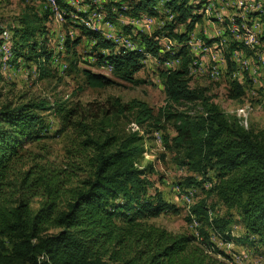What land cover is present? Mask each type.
Here are the masks:
<instances>
[{
    "label": "trees",
    "instance_id": "16d2710c",
    "mask_svg": "<svg viewBox=\"0 0 264 264\" xmlns=\"http://www.w3.org/2000/svg\"><path fill=\"white\" fill-rule=\"evenodd\" d=\"M54 1L68 13L84 14L64 0ZM125 1L123 14L144 12L170 20L153 33L135 34L133 39L141 49L130 50L83 23H74L67 13L77 33L70 36L65 31L64 51L76 56V46L87 38L93 42L90 54L99 63L106 62L115 76L130 82H137L134 74L145 52L161 60L177 58L178 68L161 71L168 103L154 113L140 100L122 102L109 97L98 125V114L86 121L78 107L58 105L55 112L76 136L69 159L60 166L24 149L44 136L41 112L49 108L47 101L1 105L0 264H232L211 240L212 234L223 242L256 243L264 252V131L246 129L236 118L230 119L206 95V88L189 84L193 55L186 42L201 19L199 10L206 0H166L165 15L156 9L159 0ZM47 14L25 11L18 18L19 26L12 29L13 60H34L39 78L52 76L54 70L49 66L52 53L46 49V39H38L46 32ZM177 25L184 30L176 31ZM161 36L173 39L177 48L161 54ZM82 74L91 87L114 83L88 69ZM238 95L229 92L228 96ZM129 113L140 127L146 121L159 130L171 127L174 134L163 135L165 148L175 163L199 176H186L179 187L200 186L214 176L207 191L226 207L224 214L210 215L207 200L200 198L185 216L188 223L198 222L194 231L174 233L147 222V217L159 215L168 203L159 192L154 198L147 193L150 169L139 163L144 151L140 127L122 132L113 129L112 118ZM71 171L82 172L84 177L72 179ZM232 210L241 217L242 235L233 231Z\"/></svg>",
    "mask_w": 264,
    "mask_h": 264
},
{
    "label": "rangeland",
    "instance_id": "374dc122",
    "mask_svg": "<svg viewBox=\"0 0 264 264\" xmlns=\"http://www.w3.org/2000/svg\"><path fill=\"white\" fill-rule=\"evenodd\" d=\"M64 1L84 14L78 16L72 11L68 13L67 9L57 6L54 0L53 4L50 0H0V36L4 38V43L0 45V106L9 104L14 107L29 99L47 101L49 108L41 112L45 125L42 132L44 136L27 143L24 149L43 155L55 166H60L69 159L75 136L71 127L64 126L55 112L58 105L78 107L86 115V121L91 120V115L98 114L96 125L109 97L120 98L122 102L140 100L156 113L168 103L161 71L179 67L177 58H166L168 64L165 65V60L145 52L141 60L142 66L134 74L137 82H130L115 76L106 62L99 63L90 54L93 42L87 38H82L76 46V56L65 53V31L68 30L70 36H76L77 33L66 19L67 13L74 23H83L86 27L99 31L119 47L130 50H140L141 47L138 44L121 45L120 40L111 36L107 28L102 27V23L96 24V20H90V16L97 13L96 17L105 21V25H113L114 31H117L120 38L126 39V43H133V36L139 32L150 34L161 29L170 17L166 16V19L159 22L156 17L146 19L145 17L150 16L142 12L123 14L127 8L125 0ZM165 1L159 0V6H156L163 15L166 10L162 2ZM30 9L41 14L48 12L44 22L46 32L38 38L46 39V49L52 53L49 66L54 69L53 74L45 78H39L34 60L12 58V29L19 26V16ZM199 12L201 19L195 24L186 42L193 55L188 74L190 86L206 88V95L227 117L236 118L246 129L264 131V0H206ZM175 30L183 31L184 26L177 25ZM248 32L254 34V44L246 41L250 39ZM208 39L212 42L208 43ZM199 41L201 47L207 51L203 53V63L209 72L195 68L200 67V55L194 44ZM158 42L161 45V54L177 48L175 41L167 36L159 37ZM234 42L237 44L230 48ZM103 53H107V50ZM83 69L102 73L113 79L114 83L106 87L88 86L82 74ZM236 83L240 85L241 92ZM229 92L239 95L231 98L228 96ZM111 123L114 125L113 129L121 132L140 127L134 119L132 120L131 113L113 117ZM139 132L143 137L144 147L139 163L141 166L147 165L150 169L146 174L150 181L147 193L154 198L153 195L159 192L162 199L168 203V208L157 216L147 217V222L174 233L194 231L199 225L198 222L188 223L185 216L188 215L189 206L200 198L207 200L211 209L210 215H222L226 212V207L207 191L215 181L214 176L212 180L200 186L179 187V181H183L186 176H199L175 163L172 152L165 148L164 133L174 134L170 126L159 130L154 125L148 126L146 121ZM71 176L72 179L80 178L84 177V174L71 171ZM33 206L36 207L37 203ZM231 212L236 219L233 231L237 236L242 235L244 227L241 217L235 210ZM211 240L229 256L232 264H262L264 261V252L256 243L244 245L223 242L214 234L211 235Z\"/></svg>",
    "mask_w": 264,
    "mask_h": 264
},
{
    "label": "built area",
    "instance_id": "2783aa9c",
    "mask_svg": "<svg viewBox=\"0 0 264 264\" xmlns=\"http://www.w3.org/2000/svg\"><path fill=\"white\" fill-rule=\"evenodd\" d=\"M50 2L53 4V1L50 0ZM148 19V18H146ZM90 20H96V24L99 25V23L103 24V27L107 28L109 34L113 37H115L116 39L120 40L121 45H128V44H137V42L133 39V43H126V39H122L118 36L117 31H114V26L113 25H105V21L97 18L96 16H90ZM151 20V19H148ZM234 30L236 29V27L233 28ZM247 35L250 37V39H246V41H251L252 44H254V34L252 32H248ZM133 36V35H132ZM196 48L198 50V53L200 55V67H195L199 70H202L203 72H209L207 71V69L204 66L203 63V53L207 52L205 51L204 47H200V41L199 42H195ZM213 56V55H212ZM167 61H165V65H167ZM180 63V60H179Z\"/></svg>",
    "mask_w": 264,
    "mask_h": 264
},
{
    "label": "crops",
    "instance_id": "0c3cea01",
    "mask_svg": "<svg viewBox=\"0 0 264 264\" xmlns=\"http://www.w3.org/2000/svg\"><path fill=\"white\" fill-rule=\"evenodd\" d=\"M162 3L164 4V2H162ZM158 6H159V5H158ZM158 6H157V7H158ZM162 6H163V5H162ZM157 7H156V8H157ZM163 8H164V7H163ZM157 10L160 11L158 8H157ZM142 13H144V12H142ZM148 16H149V15H148ZM151 17H156V18L158 19L159 22L163 20V19H161L159 16H150V18H151Z\"/></svg>",
    "mask_w": 264,
    "mask_h": 264
},
{
    "label": "bare ground",
    "instance_id": "6f19581e",
    "mask_svg": "<svg viewBox=\"0 0 264 264\" xmlns=\"http://www.w3.org/2000/svg\"><path fill=\"white\" fill-rule=\"evenodd\" d=\"M53 1V0H52ZM51 3V2H50ZM94 14V13H93ZM95 15V14H94ZM95 16H97V13H96V15ZM145 18H148V17H145ZM148 19H151V18H148ZM87 25H88V23H87ZM103 27V26H102ZM105 28V27H104ZM118 34V33H117ZM108 35V34H107ZM110 38H113V37H110ZM115 38V37H114ZM124 38V37H123ZM251 42V41H250ZM195 44V43H194ZM129 45V44H128ZM200 47H201V45H200ZM195 48H196V45H195ZM206 48V47H205ZM197 49V48H196ZM197 52H198V50H197ZM168 64V63H167ZM192 64V63H191ZM206 68V67H205Z\"/></svg>",
    "mask_w": 264,
    "mask_h": 264
}]
</instances>
